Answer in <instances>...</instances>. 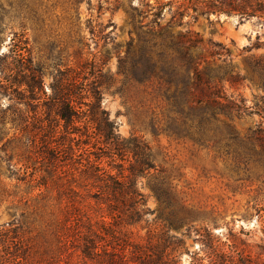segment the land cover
<instances>
[{"label": "rangeland", "instance_id": "374dc122", "mask_svg": "<svg viewBox=\"0 0 264 264\" xmlns=\"http://www.w3.org/2000/svg\"><path fill=\"white\" fill-rule=\"evenodd\" d=\"M206 1L0 0V55L8 50L13 32L23 30L50 95L52 84L65 85L73 75L79 82L87 76L89 83L98 69L115 73L113 47L118 44V52L124 54L126 42L132 38L135 45L137 30L152 24L158 7H163L160 25L179 7L184 15L173 18L171 32L198 34L200 49L207 47L208 39L221 42L230 49L233 70L245 72V57L264 55V13L248 18L235 11L205 15ZM202 54L212 59L206 51ZM114 78L101 88V108L116 121L122 139L136 135L149 144L155 165L136 178L149 212L135 224L124 221L126 237L145 249L166 235L174 236L180 242L170 250L172 264H264V169L257 164L235 168L231 155L219 156L210 147L168 134L163 129L167 104L157 83H123L115 74ZM254 78L237 85L224 81L223 89L226 95L242 98L247 105L258 103L264 110V88ZM9 104L6 96L0 98V111L6 110L0 114V264H96L82 257L74 229L83 231L109 218L94 195L96 189L88 184L92 179H84L80 170L89 159L116 174L113 164L119 159L111 161L92 124L85 131L84 119L76 123L79 132L71 135L80 139L77 146L65 136L62 124L51 136L42 126L45 115L36 118L27 112L19 118L7 110ZM219 119L229 122L239 136L257 124L264 127V111ZM56 145L63 154H58ZM79 153L80 157L74 155ZM125 158L121 162L127 167L131 154ZM175 215L185 221L164 227ZM203 228L211 233L214 252L198 235Z\"/></svg>", "mask_w": 264, "mask_h": 264}, {"label": "trees", "instance_id": "16d2710c", "mask_svg": "<svg viewBox=\"0 0 264 264\" xmlns=\"http://www.w3.org/2000/svg\"><path fill=\"white\" fill-rule=\"evenodd\" d=\"M205 8L207 10L202 12L205 15L209 11H235L240 17L248 18L256 12L264 13V0H207ZM162 10V6L158 7L153 13L155 19L152 24H147L143 31L137 30L135 45L132 38L126 42L124 54L118 52V44L113 47L117 52L115 73H102L98 69L89 83L85 82L87 76L81 77L83 80L79 82V76L73 75L65 85L52 84L50 95L43 88L42 72L33 61L23 30L13 32L8 50L0 55V98L6 96L9 99L7 110L19 118L27 112H32L36 118L45 115L42 126L51 136L62 124L65 136L71 137L79 132L76 123L84 119L85 131L88 132L89 124H92V132L102 137L111 161L116 157L119 159L113 164L117 168L116 174L106 172L89 159H85L84 168L80 170L84 179H92L88 184L96 189L94 195L105 205L106 217L109 218V221L90 224L83 231L78 227L74 229L82 257L96 264H172L174 262L168 259L170 250L180 242L174 236L166 235L159 243L148 244L142 249L143 246L130 241L123 230L124 221L125 224H135L149 212L145 208V198L137 188L136 178L155 165L149 144L136 135L128 140L122 139L116 121L101 108V88L115 81L114 74L121 75L123 83H157L167 104V120L163 129L168 134L210 147L219 156L231 155L235 168L240 164H257L264 169V127L257 124L239 136L229 122L219 119L224 116L232 120L234 117L260 115L264 111L262 105H247L244 99L226 95L223 89L224 81L237 85L247 77L254 80L255 75L264 88V55L245 57L247 64L243 73L233 70L230 49L226 45L208 39L207 47L200 49L202 39L198 34L192 36L188 30L184 33L169 30L173 18L176 15L182 17L183 11L177 7L171 18L160 25ZM111 25L112 29L115 28L114 24ZM258 46L256 42L255 47ZM203 50L212 57L211 60L202 54ZM107 57L101 58L103 63ZM261 101L264 103V96ZM4 112L6 110H1L0 114ZM69 139L79 145L80 139ZM54 148L58 154L64 153L59 146ZM126 154H131V160L124 167L121 161L126 159ZM74 155L80 157L81 153ZM125 170L129 173L125 174ZM167 220L164 227L178 226L185 221L176 215ZM65 221L66 218L63 224ZM203 231L198 233L203 245L214 252L211 233L206 228ZM162 234H166V230Z\"/></svg>", "mask_w": 264, "mask_h": 264}]
</instances>
